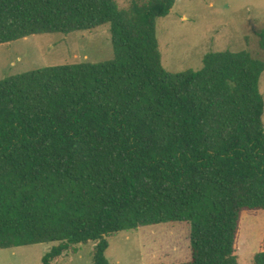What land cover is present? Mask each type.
Here are the masks:
<instances>
[{
	"label": "trees",
	"instance_id": "1",
	"mask_svg": "<svg viewBox=\"0 0 264 264\" xmlns=\"http://www.w3.org/2000/svg\"><path fill=\"white\" fill-rule=\"evenodd\" d=\"M175 2L0 0V45L109 24L114 52L0 81V250L58 243L51 264L93 242L110 264L108 236L188 222L181 264H240L242 215L264 211V60L208 53L199 71H166L156 20Z\"/></svg>",
	"mask_w": 264,
	"mask_h": 264
},
{
	"label": "rangeland",
	"instance_id": "2",
	"mask_svg": "<svg viewBox=\"0 0 264 264\" xmlns=\"http://www.w3.org/2000/svg\"><path fill=\"white\" fill-rule=\"evenodd\" d=\"M146 2L147 0H136ZM133 0H114L117 11ZM264 26V0H176L169 15L156 20L163 68L171 74L199 71L208 53L248 52L264 60L258 34ZM114 57L110 25L70 34H42L0 45V81L49 66L97 64ZM264 99V73L259 81ZM264 127V110L262 115ZM235 245L240 264H254L264 251V211L243 213ZM188 222L163 223L107 237L110 264H181L191 259ZM53 244L0 250V264H42ZM94 243L76 244L51 264H94Z\"/></svg>",
	"mask_w": 264,
	"mask_h": 264
}]
</instances>
